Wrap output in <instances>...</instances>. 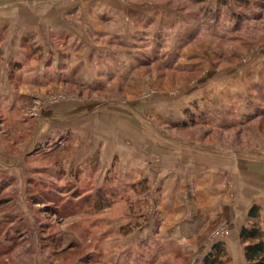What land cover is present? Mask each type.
Instances as JSON below:
<instances>
[{
	"label": "rangeland",
	"instance_id": "1",
	"mask_svg": "<svg viewBox=\"0 0 264 264\" xmlns=\"http://www.w3.org/2000/svg\"><path fill=\"white\" fill-rule=\"evenodd\" d=\"M138 2L163 7L154 28L169 18L170 33L122 78L44 89L32 86L42 64L28 58L11 64L23 77L0 79V264H199L225 246L221 227L204 242L161 237L164 209L186 204L179 176L166 185L162 170L178 172L193 147L264 149V0Z\"/></svg>",
	"mask_w": 264,
	"mask_h": 264
},
{
	"label": "crops",
	"instance_id": "2",
	"mask_svg": "<svg viewBox=\"0 0 264 264\" xmlns=\"http://www.w3.org/2000/svg\"><path fill=\"white\" fill-rule=\"evenodd\" d=\"M164 13L163 7L140 4L138 0H0V50L4 62L1 82L13 75L23 77L22 67L16 66L13 71L11 64H23L28 58L42 64L39 72L32 71V86H43L45 81L44 89L73 85L62 81L69 78L86 83L109 73L122 78L124 69L135 63L144 45L167 40L169 18L162 28H154L153 23L156 15ZM149 32L154 36H148ZM34 44L44 51L24 57V47ZM258 66L264 68V60ZM256 81L249 79L244 85L249 88ZM5 84L13 87L10 81ZM30 86L22 84L20 88L24 91ZM252 107L242 108L243 117L251 118ZM168 157L164 151L162 158ZM180 158L189 162L182 164L178 172L168 175L166 161L162 171L164 178L169 177V186L179 176L177 192L182 198L181 192L186 191V204L164 209L169 225L160 230L161 237H195L204 242L217 229L225 228L229 235L222 241L232 258L231 264H244L245 247L240 236L243 228L256 223L249 217L254 206L261 207L259 221L264 230V149L223 152L193 147L181 153ZM209 248L206 244L195 254L202 256Z\"/></svg>",
	"mask_w": 264,
	"mask_h": 264
},
{
	"label": "trees",
	"instance_id": "3",
	"mask_svg": "<svg viewBox=\"0 0 264 264\" xmlns=\"http://www.w3.org/2000/svg\"><path fill=\"white\" fill-rule=\"evenodd\" d=\"M2 53L0 52V65L2 63ZM261 207L254 206L249 214L250 219L255 220L250 227H245L241 231V242L245 247V257L248 264H264V230L260 225ZM227 255L225 246L221 243L215 244L210 254L205 258L203 264H226Z\"/></svg>",
	"mask_w": 264,
	"mask_h": 264
}]
</instances>
